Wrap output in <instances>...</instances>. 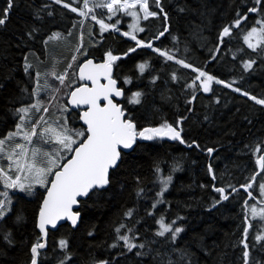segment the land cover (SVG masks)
Listing matches in <instances>:
<instances>
[{
    "label": "trees",
    "instance_id": "obj_1",
    "mask_svg": "<svg viewBox=\"0 0 264 264\" xmlns=\"http://www.w3.org/2000/svg\"><path fill=\"white\" fill-rule=\"evenodd\" d=\"M95 2L90 0L89 7ZM65 3L83 7V0H63L61 4L55 0H13L6 22L0 25V138L16 130L23 115L16 109L37 100L44 105L56 93L55 99L51 98L47 122L85 132L83 137L73 136L77 144L81 142L86 131L78 111L70 110L66 97L59 94L65 82H69L70 91L82 82L77 74L79 63L88 58L106 61L111 51L119 57L112 64V76L123 89L119 103L126 118H131L138 130L159 127L166 121L181 131L185 143L139 139L130 150L121 152L117 166L109 172V184L79 200L78 225L73 228L63 223L55 231H48L47 247L39 251L38 264H244L241 241L249 223V264H264V240L255 239L261 228L258 220L249 217L251 205L261 201L258 184L264 180V170L256 163L264 155V105L250 99H264V41L253 49L243 39L247 29L264 21V0L259 4L256 0H160L159 7L149 0V10L158 15L139 20L144 31L137 34V39L145 43L151 40L153 48L137 47L135 40L122 34L121 28L128 27L117 26V21L125 20V14L117 12L109 19L107 9L97 7L88 16H81L64 7ZM7 6L8 0H0V18ZM251 8L258 10L249 12ZM92 14L97 20L91 18ZM242 16L246 19L234 26ZM98 20L116 27L101 30ZM225 26L231 27V34L221 42ZM165 28L168 31L154 39ZM131 48L136 50L129 52ZM155 48L168 50L176 59L226 83L213 82L206 93L200 81L197 87L189 88L198 73L175 60H166ZM247 61L254 64L245 70ZM142 63H146L143 72L138 67ZM53 72H67L63 85L51 75ZM45 82L49 87H44ZM38 86L41 90L34 94ZM136 92L141 93L138 104L130 102ZM28 115L31 120H25L26 130L41 112L33 110ZM46 126H38L37 131ZM37 138L29 144L31 148L34 145L41 153L59 149L55 141L45 143L47 137ZM209 148L214 150L211 155ZM8 163L6 158L0 160L5 170ZM38 166L46 164L40 162ZM9 174L13 179L17 175L14 171ZM160 174L171 176L161 200ZM247 183L253 187L245 191L241 185ZM46 185L34 184L28 192L5 189L0 182V192L8 191L12 200L10 210L0 218V264L30 263V248L41 237L36 219ZM216 188H224L228 199L221 200ZM129 210L132 215H125ZM161 217L165 224L175 221L173 229H183L175 240L171 232L162 237L156 234ZM122 235L144 247L129 251L118 239ZM61 240L67 241L66 248L60 247Z\"/></svg>",
    "mask_w": 264,
    "mask_h": 264
},
{
    "label": "snow or ice",
    "instance_id": "obj_2",
    "mask_svg": "<svg viewBox=\"0 0 264 264\" xmlns=\"http://www.w3.org/2000/svg\"><path fill=\"white\" fill-rule=\"evenodd\" d=\"M57 4L63 3V0H55ZM90 0H83V7L76 8L72 7L70 3H65L64 7L69 8L72 12H79L81 16H88L94 12V9L106 8L111 16H115L117 12L123 11L126 15L133 18V23L129 25L131 31L123 33L125 36H130L132 40L136 41L137 47H147L153 48L151 40L147 43L143 40H138L135 35L136 32H143L144 28L139 26V20L141 19L140 13H143V19L147 20L149 17H156L157 12L149 10V0H96L92 7H89ZM157 7L160 6V0H154ZM256 3H261V0H256ZM13 6V0H8V6L3 10V16L0 18V25L6 22L7 14L11 7ZM137 7L139 11H136ZM257 8L249 9V12H256ZM160 12H163V8H160ZM165 19H167V14L165 13ZM91 18L97 20V17L92 14ZM242 19H246V16L238 18L234 22V26H239ZM97 23L100 24L101 30H106L109 27L115 28L116 25L105 24L103 20H98ZM119 23V21H117ZM262 27L257 29L253 27L251 31L247 33L244 37L245 42L248 44L249 48L255 49L262 41H264V21H258ZM118 30V29H117ZM168 29L165 28L164 31L160 32L154 39H159L161 36L167 32ZM231 34V27L225 26L220 33L221 42L224 37ZM59 34H53V36H58ZM257 36L258 39L256 43L252 42V37ZM53 37H49L52 39ZM136 49L131 48L128 51L134 52ZM159 55L164 57L166 60H175L177 64L183 66L184 68L192 69V71L198 73L191 84L187 85L189 88L197 87L196 82L200 81V87H202L204 92H209L211 90V85L213 82L217 84H225L226 82L216 79L215 77L209 75L207 72L199 68H194L192 64L186 63L184 60L176 59L175 55L171 54L168 50H161L159 48L153 49ZM128 53H125L127 55ZM107 59L105 63L101 65H93L91 60H88L85 65L80 68V79H87L93 82L95 85L93 88L84 85L82 87L76 88L71 92V103L75 105H88L89 108L85 111L81 117L87 124V137L83 141L79 142L77 145V139H73V136L83 137L85 132L70 130L65 125H60L59 128L54 127L45 120L44 116L41 115L39 119L35 120L30 127V130H25V120H31L28 115L30 112L35 110L36 113L41 111L48 112L47 107L42 108V102L37 100L36 103L31 104L27 107H21L16 109L17 113H22L19 117V122L16 125V130L9 132L6 137L0 138V160L7 159L8 170L0 164V182L3 183L5 189H20L21 191L31 192L34 184H40L41 186L49 183L47 177L53 175L54 179L50 182L51 187L47 189V195L43 200V203L39 211V222L38 228L41 232V237L37 238V241L31 247L32 260L31 264H37V257L40 255L39 250L43 249L46 245L41 242L43 238L47 235L46 225L56 226V222L63 218L71 220L72 224L77 223L79 213L72 212V206L78 204L77 197L88 195L89 191L94 188H102L109 184V169L117 166V163L121 156V149H130L136 143L137 139L153 140L154 138L170 137L173 140H179L181 143L185 141L181 137V131L177 130V127H173L172 124L166 121L162 123L159 127H146L141 130L137 129L136 124L131 118L124 119V111L113 102L110 98L111 94L114 93L115 96H121L123 93L120 89L116 87V81L111 78V68L114 61L118 60L119 57L112 54L109 51L107 54ZM76 57H73L75 60ZM254 61H247L244 63L245 70L251 69ZM72 67L69 64V68ZM141 72L144 71L146 63H142L139 66ZM27 70V69H26ZM39 76V74H37ZM61 85L64 84L67 72L61 75H57L55 72L51 73ZM99 75H104L108 79L107 85L98 84ZM174 80L177 79L175 73H173ZM204 78V79H201ZM126 83L129 81H125ZM227 87H231V84H226ZM44 87H49L47 82H45ZM41 90L40 86L34 89V94L39 93ZM240 91V89H235ZM59 91V89H55ZM245 96H249V93L244 92ZM101 96L107 100V104L103 107L98 103ZM140 92L133 93L130 100L131 103H140ZM194 98V97H193ZM55 99V96L52 97ZM250 99L254 100L256 103L264 105V99H257L255 96H250ZM59 118L57 120V123ZM179 123V122H177ZM47 125L46 127H40L39 132L37 131L38 126ZM16 136H23L25 143H15L9 144ZM40 136L42 139L47 137L45 143L50 141H55L60 148L55 152H43L41 153L38 148H29L28 145L32 144L33 137ZM195 143V142H193ZM191 147V145H189ZM73 152L74 155L67 161V163L60 164V160L63 156L60 155L63 151ZM214 150L209 148L208 152L211 154ZM256 151H260L257 147ZM31 153V155H29ZM43 157L42 161L38 160L39 157ZM42 162L46 164V167H40L38 164ZM257 165L261 170H264V155H260L256 160ZM57 169L56 171H53ZM9 171H14L17 173L15 179L9 174ZM159 171V168H157ZM209 172H212L211 165H209ZM20 173H24V180H32V183L25 184L21 182ZM259 175V173H257ZM256 176L251 177L252 181H255ZM171 176L163 180L165 188L170 182ZM231 187V186H229ZM253 187L252 183H247L241 185L245 191H248ZM259 190L261 195H264V183L259 185ZM215 191L221 193V200H227L228 196L225 195L224 188H216ZM232 191H237V189L232 188ZM163 192L158 195H162ZM249 197L252 196L251 192H248ZM0 218H3L5 214L10 210V205L12 204L11 197L8 191L0 192ZM159 202V201H158ZM220 203V201H216ZM245 201V205H247ZM155 206V205H154ZM250 214L253 218L260 217L264 219V208L257 210L255 205L250 207ZM127 216L132 215V210L125 213ZM19 219V217L17 218ZM247 219V216H246ZM157 223L160 225V229L157 231L158 236H164L166 233L171 232L172 239L175 240L176 235L183 231L182 228L176 227L173 229L171 224H165L164 218L161 217ZM121 225L120 228H123ZM252 225L249 223L244 229L245 239L241 241L243 243L245 251L244 264H249V251L247 244V236L249 228ZM120 228H117V233L120 232ZM131 231V229H129ZM6 240L7 236L4 237ZM119 240L125 242L128 250L131 251L133 248L140 247L143 248L144 245H136L131 242V239L127 235L118 236ZM257 241L264 240V234H258L255 236ZM61 248L67 247V241L61 240L59 242ZM115 247L116 245H112ZM140 255V253H137ZM63 264V262H61ZM101 264H107V262H101Z\"/></svg>",
    "mask_w": 264,
    "mask_h": 264
},
{
    "label": "water",
    "instance_id": "obj_3",
    "mask_svg": "<svg viewBox=\"0 0 264 264\" xmlns=\"http://www.w3.org/2000/svg\"><path fill=\"white\" fill-rule=\"evenodd\" d=\"M88 60H91L92 62H93V65H101V64H103V63H105V62H103V61H95L94 59H92V58H88V59H86V60H84V61H82L80 64H79V66H78V77H80V68H81V66H83V65H85L86 64V62L88 61ZM112 74H113V65H112V68H111V78L113 79V80H115L116 81V87L118 88V89H120L121 91H122V95L121 96H115V94L114 93H112L111 94V99L113 100V102L115 103V104H117L121 109H122V105L119 103V101L123 98V96H124V92H123V89L119 86V84H118V82H117V80L115 79V78H113L112 77ZM98 84H100V85H107L108 84V79H107V77L106 76H104V75H99V77H98ZM84 85H87V87H89V88H93L95 85L93 84V82L92 81H90V80H87V79H83L82 80V82L79 84V85H76L71 91H70V93H69V96H68V99H67V105H68V107L70 108V109H72V110H79V122H80V124L85 128V130L87 129V124L84 122V120L83 119H81V117H82V115H83V113L85 112V111H87L88 110V108H89V106L88 105H83V104H81V105H75V104H72L71 103V92L72 91H74L76 88H79V87H82V86H84ZM202 92H204L203 91V89H202ZM206 93V92H205ZM98 103L103 107L104 105H106L107 104V100H105L104 98H103V96H101V98H100V100L98 101ZM123 110V109H122ZM124 111V119H127L126 118V111L125 110H123ZM86 137H87V131H86ZM86 137L84 138V139H86ZM161 138H165V139H167V140H171V138L170 137H161ZM83 139V140H84ZM140 138H138L137 140H139ZM78 146V145H77ZM127 150H130V149H121V151H127ZM210 154V153H209ZM74 155V153H72V155H71V157ZM211 155V154H210ZM70 157V158H71ZM70 158H68L67 160H65L62 164H64V163H67V161L70 159ZM120 160V159H119ZM119 162V161H118ZM118 164V163H117ZM115 168V167H114ZM114 168H111V169H114ZM111 169H109V172H110V170ZM54 179V176L52 175L51 176V179L49 180V183L47 184V186H46V188H45V190H44V194H43V197H42V200H41V205H42V203H43V200H44V198L46 197V195H47V189L48 188H50L51 187V181ZM107 186V185H106ZM106 186H104V187H102V188H94V189H103V188H105ZM93 190V189H92ZM91 191V190H90ZM89 191V192H90ZM89 194V193H88ZM87 197V195L86 196H79V197H77V200H78V204H76V205H73L72 206V212H74V213H76L77 211V208H78V206H79V200H82V199H85ZM41 205H40V207H41ZM40 211V210H39ZM79 213V212H78ZM79 220H80V214H79V217H78V219H77V223L75 224V225H73L72 224V222H71V220H69V219H67V218H63V219H61V220H58L57 222H56V226L55 227H53L52 225H46V231H47V235L43 238V240L41 241V242H43V243H45V247L43 248V249H40L39 251H43V250H45L46 249V247H47V238H48V231H55L57 228H58V226L59 225H61V224H63V223H68V224H70L73 228H75L77 225H78V223H79ZM38 222H39V212H38V215H37V219H36V229H37V231L41 234V232H40V230H39V228H38ZM42 235V234H41ZM30 253H31V248H30ZM31 257H32V253H31ZM31 260H32V258H31ZM37 263H38V258H37ZM29 264H31V261H30V263Z\"/></svg>",
    "mask_w": 264,
    "mask_h": 264
},
{
    "label": "rangeland",
    "instance_id": "obj_4",
    "mask_svg": "<svg viewBox=\"0 0 264 264\" xmlns=\"http://www.w3.org/2000/svg\"><path fill=\"white\" fill-rule=\"evenodd\" d=\"M105 2H106V0H105ZM108 11V10H107ZM136 11H139V8L137 7V9H136ZM119 13H121V14H125V12H123V11H120ZM110 15L109 16H111V13H109ZM126 18H125V20H120L119 21V23H118V25L117 26H121V25H127V27L128 28H121V30H122V34L123 33H125V32H129V31H131V29L129 28V25H131L132 23H133V18L132 17H129L128 15H124ZM140 16H141V18L143 17V13L141 12L140 13ZM113 17V16H112ZM125 21V22H124ZM126 23V24H125ZM139 26H140V24H139ZM141 27V26H140ZM253 27H256L257 29H260L261 27H262V25H253V26H251L249 29H247V31L245 32V34L243 35V39H244V37L247 35V33L249 32V31H251V29L253 28ZM139 32H136L135 33V35L137 36V34H138ZM130 37V36H129ZM257 39H258V37L257 36H253L252 37V42L253 43H256V41H257ZM245 41V40H244ZM246 43V42H245ZM246 45L248 46V44L246 43ZM68 86H69V82L68 83H66L65 82V84H64V89L61 91V93L59 94V96L61 95V96H65L66 97V105H67V99H68V96H69V93H70V90H69V88H68ZM235 89H237V88H233V90H235ZM44 91H47V89H44ZM236 91V90H235ZM238 92V91H237ZM240 93H243L242 91H239ZM53 96H56V93H53V95L52 96H50V100L48 101V102H46L44 105H42V106H44V107H47L48 109L50 108V104H51V102H52V100H51V98L53 97ZM41 115H43L44 116V118H45V120L48 118V112H43V111H41ZM25 130H26V127H25ZM13 132V131H12ZM38 138H37V136L35 137V138H33V141L34 142H36V140H37ZM21 140H23V136H16L12 141H9V144L11 145V144H15V143H20L21 142ZM28 147L31 149V147L28 145ZM33 147H35V148H37L36 146H34V145H32V148ZM59 148H60V145H59ZM70 152H68V151H63V152H61L60 153V155L61 156H67L68 154H69ZM29 155H31V153H29ZM60 162H61V160H60ZM20 175H21V182H23V183H25V184H28V183H32V180L31 179H29V180H24L23 179V176L25 175L24 173H20ZM167 177H169V175H167V174H160V176H159V181H160V192L159 193H161V192H165V190L167 189V186H168V184H167V186H166V188H165V185H164V183H163V180L164 179H166ZM169 183V182H168ZM261 183H264V180L261 182ZM260 183V184H261ZM259 184V185H260ZM40 185V184H39ZM259 194H260V197H261V199H263L264 200V195H261V193H260V190H259ZM162 196H163V194L162 195H159V198H160V200L162 199ZM264 205V204H263ZM256 208H257V210H259V209H261V208H264V206H262V205H258V206H256ZM250 218H253L252 216H251V214H250ZM254 220H258V222H259V225H260V228H261V232H260V234H263L264 233V219H261L260 217H257V218H253ZM159 229H160V226H159Z\"/></svg>",
    "mask_w": 264,
    "mask_h": 264
}]
</instances>
